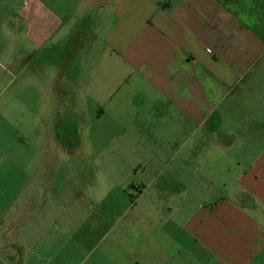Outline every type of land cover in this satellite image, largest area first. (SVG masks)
Instances as JSON below:
<instances>
[{
	"label": "crops",
	"instance_id": "1",
	"mask_svg": "<svg viewBox=\"0 0 264 264\" xmlns=\"http://www.w3.org/2000/svg\"><path fill=\"white\" fill-rule=\"evenodd\" d=\"M106 121L163 164L159 194L224 161L242 210L171 225L164 205L151 232L90 173L53 171ZM245 199L264 218V0H0V264H246L264 235Z\"/></svg>",
	"mask_w": 264,
	"mask_h": 264
},
{
	"label": "rangeland",
	"instance_id": "2",
	"mask_svg": "<svg viewBox=\"0 0 264 264\" xmlns=\"http://www.w3.org/2000/svg\"><path fill=\"white\" fill-rule=\"evenodd\" d=\"M3 99L6 103L13 101L9 97ZM69 128V132L75 134L76 124L73 123ZM116 128H110L109 122L106 121L101 129V133H98L97 129H89V126L85 124L81 137L84 142L83 146L72 145L70 147L68 153L71 160L68 163H63L60 166L54 162L50 163V166L54 167L53 171L66 170L70 173L68 179L71 180V183L72 180H77V177L73 173L82 170L87 175L90 173L89 177L84 180L85 187H87L86 193L100 189V194L93 193L91 195L101 199L105 196L108 200L117 203L126 201L127 203H132L134 206L137 203L133 207L132 213L126 217L130 219L133 216L140 223V220H143L144 216V224L147 223L151 226V232L154 230L152 221L154 218H158L157 210L164 208V205H167L164 212L167 216L170 214L168 218H171V225H179L185 222V219H191L200 209H212L218 204L224 206L225 199L231 205L236 208L239 207L242 210L240 206L243 205L237 199L235 193L238 190L235 182L236 179L233 177V173H225L224 161L208 163L199 161L197 166L198 176L184 181L187 190L182 192L186 193L159 194L157 186L164 180V176H162L163 172H161L163 164L147 161L137 162L138 154L135 152L134 147L126 145L125 137L115 139L116 134L122 132V130ZM55 130L53 136L56 134ZM230 164L233 165V163ZM38 169L44 172L49 169V166L44 161L41 164L39 162ZM159 172L160 175L158 176ZM95 175L97 178L93 180V176ZM80 181H83V179H80ZM89 187L92 188L88 189ZM145 187L147 189L143 193ZM240 192L241 190H239ZM189 201L192 204L191 206L188 205ZM245 201L247 203L243 204L246 209L244 208L243 212L249 213L254 225H258L256 234L264 235V218L256 211L259 205L249 202L248 199H245ZM142 204L152 205L151 209L144 211L148 214L147 216L143 215ZM203 219L209 220V218ZM216 221V219H213L215 224L217 223ZM206 223L209 226V222ZM171 225L167 227L166 233L169 231L180 232L177 226H175V229ZM227 225L230 229L237 231V227L231 220H228ZM251 230L256 231L254 226L253 228L251 227ZM153 232L156 233V231ZM261 249V253H256L253 257L251 256L250 261L246 264H264V254L262 253L264 252V247ZM215 264L220 263L215 260Z\"/></svg>",
	"mask_w": 264,
	"mask_h": 264
}]
</instances>
